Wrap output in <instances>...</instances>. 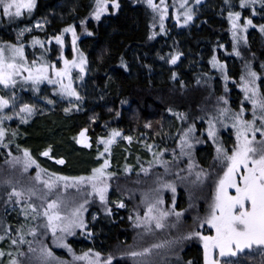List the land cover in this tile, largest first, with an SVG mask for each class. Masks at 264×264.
<instances>
[{"label":"trees","instance_id":"obj_1","mask_svg":"<svg viewBox=\"0 0 264 264\" xmlns=\"http://www.w3.org/2000/svg\"><path fill=\"white\" fill-rule=\"evenodd\" d=\"M64 1L37 0V6L31 14L25 11L22 16L16 18H9L0 14V43L2 41L10 43L13 39L9 37L12 30L23 23H31L35 18H40L55 9L54 11L59 13L61 17L51 19V25L48 26L46 32L36 35L40 40L46 42L56 35H61L64 28L75 25L78 36L77 47L88 58L89 72L86 81L83 86L78 87V92L82 98L76 103L79 107L68 112L62 108L52 114L51 117L39 121L29 118L38 127L37 129L30 128L33 133L39 130L35 135L36 140H32L30 152L37 155L45 148L41 145L39 147L40 139L44 136L43 131H55L61 134L66 142L69 140L68 144L71 147L68 150L71 153H67L68 159L72 155H78L82 160L85 156L86 158L84 157L82 162L87 159L91 160V157L88 153L80 152L74 148V139L72 138L85 128L88 129L87 135L91 140H98L100 136H109L113 129L121 132L124 138L133 134L136 136L131 146L117 148L114 153V167L111 172L108 171L114 175L112 174L107 181L109 188L106 194L107 203H104L103 206L104 210L101 213L89 211L85 219L87 220L85 234L79 231L70 238L68 243L71 244L73 252L77 256L89 251L99 252L102 260L111 255L113 257L112 264H137L123 261L120 254H116L113 250L116 246V249L121 248L126 251L128 247L132 246L134 229L139 227L137 226L139 214H136L132 207L129 189L127 190L125 185L121 187L120 184L111 187L112 181L118 183H123L128 179L134 181L140 170L134 171L133 174L128 171L131 177L125 175L124 172L128 168L130 155L135 156L137 160L135 167L139 169L142 164L146 163L143 158L147 155L152 138L157 136L160 137L162 150L166 151L172 148L171 151L174 152L172 155L178 163L182 159L185 160L186 166L181 168L183 171L189 170L191 164L192 169L193 167H200L206 175L210 174L209 171L211 170L215 172L216 153L213 146L207 144L208 120L218 116L216 94H220L221 88L228 86L226 82L221 83L223 78L220 72L218 73L220 75L214 72L213 75H209L204 71V68L207 66L210 69L213 57H217L220 62L221 57L224 56L228 62L231 55L237 64L242 65L245 62L247 67L248 65L252 67L256 62L254 54L258 53L260 45V47L264 46V33L259 31V25L264 24V12H261L260 8L257 7L259 18L254 22L257 31L251 33L250 45L241 48L242 45L237 44L236 50L240 52V56L235 57L234 49L229 48L228 52L230 53L226 52L220 57L221 45L233 42L229 35L231 25L228 23V12L242 11L238 0H229L231 7L225 0H208L207 6L198 12L201 23L181 30L176 27L170 29L171 27L166 26L167 22H165L164 31L157 27V22L160 20L154 18V12L135 0H118L119 10L113 13L110 8L111 11L100 21L92 19L95 0H68L69 5L63 7ZM68 10L69 13L66 14L65 12ZM81 21L86 23L82 24ZM88 32H91L92 35H88ZM153 32L156 33L154 37L152 36ZM63 34L64 40L68 41L70 45L71 33ZM56 45V43H52L50 46L56 47ZM51 47L45 46L44 49L39 47L45 59L50 57L49 50ZM28 50H30L31 55L35 53L34 48ZM177 52L184 56V60L179 65L178 63L177 65L171 64L169 57ZM161 57L164 58L161 59ZM260 61L261 65L264 66V52ZM29 62H31L30 59ZM263 71L264 69L262 71L257 70V73L262 74ZM174 76L175 78H173ZM201 92L206 98H203L204 100L196 99L195 94H201ZM47 93L50 96L48 88ZM31 95L33 96V94ZM226 96L223 98H227ZM176 113L182 114L185 119H179L175 115ZM17 122L19 120L16 119L10 123L11 128L6 130L5 140L15 149L16 155H19L17 148L21 144L16 141V137L20 138L21 134L23 137L28 136L30 129L22 127L23 131L20 128L16 131L13 130L18 124ZM146 125L151 126L147 127ZM170 125L173 126V130L170 129L169 132ZM193 125L195 132L190 134L189 138L192 147L190 149L185 148V154L182 155L180 138L184 131ZM218 126L219 123L217 128ZM41 128L44 130L41 131ZM13 132L16 133L15 136L12 135ZM173 136L174 140L171 143L173 146H166L165 141ZM66 142L65 144H67ZM53 144L52 142L48 145L54 147ZM115 149L113 150L115 151ZM113 150L109 155L110 159ZM118 150L124 152L120 153ZM2 155L0 151V161L3 159ZM115 155L119 156V162L116 161ZM69 163L72 164L73 161L71 162L69 159ZM76 165L79 169H84L79 166L80 162ZM32 169L27 177L29 180H34L38 173L37 170ZM40 177L41 181L49 179V175L42 174V172ZM41 181L39 183H42ZM11 192V188L0 192V220H4L3 224L5 222L12 225L16 221L15 223L18 225L20 216L18 217L16 214H13L10 220L5 219L10 209L9 206L13 204V206L17 205L18 208H26V204L28 205L30 201L24 202L25 198L21 197L18 202V198L15 196L9 199ZM170 192L172 191L170 190ZM181 195V200L184 199V204L187 206V201L191 196L183 189ZM165 198L169 200L170 196ZM120 203L124 204V208L118 206ZM107 209H111V212L109 213ZM93 213L96 214V221L94 220L95 222L91 224ZM141 213L144 215L146 212L142 211ZM183 214L187 215L184 212ZM185 224L190 225L191 223L187 221ZM36 227L40 226L32 225V228ZM152 228L154 227H151V231H155ZM198 231L205 232V235L212 233L211 229L203 231L200 228ZM1 232L3 233L4 230ZM191 240L195 242L181 249L182 251L173 249L169 254L173 256L172 258L175 256L176 261L165 264H188L189 261L192 264H203V248L197 239ZM44 241V245L50 248L54 254H60L57 255L59 260L66 261L67 264L74 261L72 253L67 256L59 250L54 251L46 240ZM250 253L248 250L243 251L235 259L241 264L244 260L252 262L255 256L248 257ZM135 259L133 257L130 260ZM260 260L264 264V253ZM74 262L85 264L83 261ZM33 264H41V261H35Z\"/></svg>","mask_w":264,"mask_h":264},{"label":"snow or ice","instance_id":"obj_2","mask_svg":"<svg viewBox=\"0 0 264 264\" xmlns=\"http://www.w3.org/2000/svg\"><path fill=\"white\" fill-rule=\"evenodd\" d=\"M226 3L231 4L229 0ZM146 3L153 12L159 14L160 30L164 31L163 22L168 15V5L166 0H160L159 4L155 0H146ZM188 0H180V8H184L183 12V25H187L193 20V10L187 7ZM199 4L200 0H196ZM241 9H250L251 14H257V5L261 12H264V0H238ZM119 10L120 4L118 0H95V7L92 16L96 21H100L101 17L108 12L109 5ZM37 6V0H0V14L9 18H16L22 16L26 11L31 14ZM242 13L240 11H229L228 20L231 24V34L233 40V49L235 55L240 56V52L236 50V45L243 40L247 43V36L242 35L248 32L250 27L255 28L251 18H247L241 23ZM176 21H181V15H176ZM81 23H86L81 21ZM35 27L40 28L41 25L37 23ZM30 28H24L17 36L19 40L25 33L30 32ZM259 31L264 33V24L259 25ZM63 33H71L72 35V51L75 53L73 59H67L62 54L60 59L63 61V67L58 68L55 64L50 63L43 56L39 60H32L29 62L25 53V45L23 43H6L0 45V85L5 89H15L18 79H22L24 83L31 84L34 91L39 92L40 85L47 83L50 85L59 86V94L69 98H75L77 101L81 100L79 93L73 86V70L78 69L79 79L83 80L86 73L88 64L87 57L77 47V32L75 25H70L63 29ZM63 33L56 35L52 39L55 40L61 49L64 46ZM92 35L91 32L87 33ZM156 35L153 32L152 36ZM151 38V37H150ZM48 44L52 40L47 41ZM32 45H39L40 48H45V41L38 38L32 39ZM221 47H223L221 45ZM182 54L177 52L175 55L169 57L171 64H176ZM164 57H161L163 59ZM212 66L218 68L221 72H226V64L220 63L216 57L212 58ZM264 67V66H262ZM175 78V76L173 77ZM224 79L227 80L228 76L225 75ZM241 88L244 93V99L251 103V119H246V111L243 106L239 111H231L229 108H220L217 117L208 120L207 137L215 145V159L219 162L222 175H219L215 181L214 191L211 196V202L208 205L206 215L199 221L197 227L204 228L207 226L209 229L214 230V234L205 235L201 231L190 232L185 239L196 238L203 244V259L204 264H222L221 258L233 257L245 249H252L253 247L264 249V91L261 89L262 77L259 73L248 65L245 75L240 77ZM224 104L228 101L221 97ZM15 101V93L12 96L5 98L0 95V112L9 108L12 102ZM48 103H52L51 100ZM71 111V109H65ZM171 111V110H169ZM34 107L30 104H23L19 109L17 115L20 116L22 122L26 121V116L32 115ZM179 119L185 117L176 113ZM11 116H0V145H4L6 136V129L3 127L5 120H11ZM231 120V127L235 130V142L229 149L225 147L223 141L218 135L219 129L217 124L224 127V120ZM259 121V124L257 123ZM150 127L151 125H146ZM88 129L85 128L79 132L78 137H75L76 143L91 148L90 138L87 135ZM195 132V126H190L180 138L181 154H185V148L190 149L192 144L190 142V134ZM15 132L12 133L15 136ZM259 134V139L257 135ZM121 132L113 129L107 139L100 138L98 144L104 145L103 152L98 154V159L104 157L105 154H110V146L115 142V139L121 136ZM131 141V137H125ZM52 149L49 147L41 153L43 156H49ZM160 155H163L161 153ZM13 165L22 164L24 172H27L30 167L35 165L40 168V165L32 157L28 149L23 150L22 157H13L10 162ZM59 164H64L65 161L60 159L57 161ZM110 167L109 159H104L103 163L92 169L89 176L67 177L57 176L50 174L48 180L41 181L40 173L38 172L35 179L41 181L47 191L43 194L41 199L44 200L46 206H42V211L38 210L34 204L29 203L28 209L34 214L33 219L42 216L45 220L43 227L51 232L53 243L59 247L66 248L69 253H72L74 261H83L85 264H112L113 257L109 255L106 259H101L99 252H84L82 255H75L72 248L64 240L67 235H74L75 229H85L87 227L84 219V212L86 211L84 204L79 206H72L65 201L60 195L55 199L48 200V197L53 193L61 182L65 191L69 186L79 187L80 185H90L92 192L99 195V199L103 203H107L108 180L111 178L112 173L107 172ZM191 168L192 165L190 164ZM41 171H44L41 169ZM145 172L148 169H144ZM206 176L205 173H197L198 179ZM165 187L170 188L173 193L176 192L174 185L168 184ZM33 189L27 192V198L35 195ZM12 196L18 198L24 197V191H18L15 188L9 194V199ZM164 201L157 199L155 203L150 204L143 219L137 216L138 225L145 226L149 230L153 223L156 228L162 229L165 227L164 221L170 215H174L178 220L183 215L182 212L165 211L157 205H162ZM119 207L123 208L124 204L120 203ZM175 202H173V209ZM110 213L111 209H107ZM27 215V213H26ZM11 229H7L10 231ZM21 231L22 229H19ZM61 235L57 236V233ZM29 234L36 236V229H29ZM4 237L0 236V240ZM24 242L23 234L19 237V243ZM13 245L18 243V240L11 241ZM163 245L155 244L152 247L160 248ZM29 251L35 252L36 249L32 248L29 243ZM40 259L42 264H67L66 261H61L54 256L52 250L46 246L39 249ZM152 248H145L143 251H132L129 253L131 257H143L151 254ZM4 253L0 251V256ZM11 255V253H9ZM11 264H17L16 260H12ZM188 264H192L191 261ZM223 264H232L230 260H223Z\"/></svg>","mask_w":264,"mask_h":264},{"label":"rangeland","instance_id":"obj_3","mask_svg":"<svg viewBox=\"0 0 264 264\" xmlns=\"http://www.w3.org/2000/svg\"><path fill=\"white\" fill-rule=\"evenodd\" d=\"M135 1L137 3L140 2L141 5L147 7V9H149L152 12V9L149 8L146 3V0H135ZM201 1L203 0H200V3ZM155 2L159 4L160 0H155ZM166 3L167 5L169 4L168 15L170 13H172V15H170L168 18H165L163 25L165 24V22H167L166 20L170 18H172L171 21L169 22L171 29L176 27L181 30L182 29L186 30L185 28L190 27V24L191 25L192 23L195 24L196 19L194 18V15L198 16L197 15L198 13L196 14V11L200 6L199 5L200 3L197 4L196 0H188L187 7H190L193 10V20L187 24V27H185L186 25H183V12L185 11V9L179 7L180 0H166ZM62 5L63 7H66V5L68 6L69 5L68 0H65ZM110 8L113 10L112 11L113 13L116 12V9H114L110 4L108 12H106L102 17H104L109 13V11H111ZM54 10L53 11L51 10L50 13L45 14L40 18H35V20L31 23H23L19 25L18 28L12 30V32L9 35L11 39L13 38L12 42L10 43H23L25 45V53L28 57V60L30 59V61L34 59L39 60V58L43 55L42 51H40L39 45L36 46L32 45V39L33 38L39 39V37L36 34H43L46 32L48 26L51 25V19H53L54 17L57 18L58 16L61 17V15H59V13L55 12ZM201 10H203V8H200L199 11ZM65 13L66 14L69 13V10L66 11ZM178 13L181 15V21L179 23H177L176 21V15ZM153 15L154 18L160 20L158 13L154 12ZM92 19L95 20L93 16ZM37 23L41 25L40 28L35 27ZM157 24H158L157 27L160 28V21L157 22ZM166 24H168V22ZM24 28H30L31 31L25 33V35L18 40L17 36ZM50 40H52V43H55V40L53 39ZM47 41H49V39ZM47 41L45 42V46H47V48L51 47L50 45L52 43L48 44ZM3 44L6 43L2 41L0 45ZM31 48L35 49V53L33 55H31L30 50H28ZM49 51H50V57H48V59L46 60H48L52 64H55L58 68L63 67V61L60 59L61 54L65 58L70 60L73 59L75 56V53H73L72 51V43L69 45L68 41L66 40H64L63 49H61L60 45H56V47L55 46L51 47ZM88 64L86 67V73L83 76V80H80L78 78L79 77L78 69L73 70L72 73L73 81H74L73 86L76 88L77 92H78V87L83 86L86 81V77L89 72ZM47 88L49 89L50 96L47 93ZM238 88L242 90L241 81H239ZM13 92L15 93V101L12 102V105L9 108L0 112V116L12 117L11 120H5L3 123V127L6 130L11 128L10 123L16 119L19 120V122H17L18 124L13 129L15 131L18 128H20V130L23 131L24 129H22V127L26 129H30L34 127L35 129H37L38 127L35 124H33L32 121L29 120V118L35 121L37 120L39 121L40 119L51 117L52 114H55L56 111H59L62 108L73 110L74 108L76 109L79 107L78 104H76L79 101H77L74 97L69 98L66 96H61L59 94L58 85L54 86L47 84L46 82L40 85L39 92L34 91L32 85L28 83H24L22 79H18V83L15 89H5L2 85H0V95L5 96V98L11 97ZM29 93L33 94V96ZM78 93L80 95V92ZM202 93L203 92H201V94H195L194 97L199 100H204L203 98H206V96ZM49 100H51L52 103H48ZM25 103L32 105L34 107V112L32 115L26 116L27 122H22L20 116L17 115V113H19L20 107H22L23 104ZM239 106L241 108L242 104H239ZM244 109L247 112V109L246 108ZM172 127L173 126L169 127V129H171ZM42 129L43 128H41L40 130L43 131L44 129L43 130ZM38 131H35V133H33V130L30 129L28 136L23 137V135L21 134L22 137L21 136L20 138L16 137V141H18V143L21 144V146L17 148V150L20 153L19 155L18 154L16 155L15 149L12 147L11 144H8L7 140L4 139L3 142V144L7 145V147L0 145V151L3 154L2 155L3 159L0 161V189H1L0 192L7 188H11V189L15 188L18 191L22 190L25 192L24 202L30 201V203L34 204L37 207V209L40 211H42V206H46L44 200L41 199V197L47 191V189L44 187L43 183H39L40 181H37L36 179L29 180L27 178L32 168L37 170V172H39L40 174L42 172V174H47V175L56 174L57 176H67V177L89 176L92 173V169L99 167L103 163L104 159H109L110 167L107 169V172L108 171L111 172L114 167L113 157L117 148L121 149L122 146H129V145L131 146L135 140L134 137H136L134 136V134L132 136L131 135L125 136V137H131V141L124 138L123 135L122 137L120 136L117 137L115 139V142L110 146V154L112 153V150L116 148L115 151L113 150V155L111 159L109 157L110 154L107 153L105 154L104 157L98 159L97 158L98 154L100 152H103L104 150V145L98 144V140L100 138L107 139L109 136H100L98 140L90 139V143L92 144V147L87 148L76 143V140L74 138L78 137L79 134L75 135L72 138L74 139L73 140L74 148H76L80 152L86 154L88 153L91 157V160L87 159L86 161L82 162L85 156L81 160V158L78 155H72L73 160L71 156L69 158L71 162L73 161V163L71 164L69 163V159L67 156L68 152L71 153V151L68 150L69 147H71V145L68 144L69 140L66 142L65 141L66 139L62 138V135L56 133L55 131L52 130L49 132L43 131L44 136L42 139H40L39 147L41 145L45 148H43V150H41L40 153L37 155L30 152L32 157L40 165V168H36L35 165H33L28 169L27 172H24L22 164L18 163L12 165V163L10 162L12 161L13 157H22L24 149H28L30 151V146L32 145V142L36 140L35 135H37L36 132ZM258 138H260L259 134H258ZM52 142L54 143L53 144L54 147L48 145V144H52ZM65 142L67 144H65ZM46 144L47 146H45ZM49 147H51L52 149L50 155L47 157L41 155V153L47 150ZM118 151H120V153L124 152L123 150H118ZM115 157H116V161L119 162V156L115 155ZM60 159H63L65 163L64 164L57 163V161ZM128 160H129L128 168L125 169L126 171H124L125 175L129 176L130 171L132 173H135L140 170L135 176L136 179L134 181L128 179L126 181H123V183L112 181L111 187L120 184L121 187H124L125 185L126 189L127 190L129 189V195L131 196L130 202L132 203V207L133 209H135L136 214L138 213L139 214L138 216L141 219H143L144 215L146 214L145 213L143 215V213L141 212L142 211L147 212L148 206L150 204L155 203L157 199H162L164 201L162 205H157V207L165 211L174 210L176 212H182V213L184 212L187 213V215L183 214L179 218V220L174 215L173 218L172 215H170L164 221L165 227L162 229L155 228V225L153 223L152 227L154 228L152 229H155V231H151V229L149 230L147 227L141 225L137 229H134L135 230L133 232L134 243L132 244L131 247H128L125 251L121 248L116 249L115 246L113 250L114 252H116V254H120L122 260L123 261L126 260L125 262L130 261V263L135 262L137 264L173 263L176 261L175 256L174 258H172L173 256L169 254L170 252L173 251V249H178L180 251L181 249L189 246V244L195 242L194 240L191 239L190 240L185 239V237L190 232L197 231L198 229H200L197 227V225L208 211V205L211 202V196L214 191L215 181L218 178V171L214 172L213 170H211L209 171L210 174H207L206 176H202L198 179L197 173L203 172L202 168L193 167V169L189 168V170L183 171L181 168H184V166L186 165L184 162L185 160L182 159L180 163L176 164V166L171 165L167 169L162 159H160L158 156L156 157V153L154 151H149V150L147 152L146 157L143 158L145 162H148L147 163L148 166H146V169H148L147 172H145L144 169L141 168V166L139 169L135 167V163L137 162L135 156L130 155V158ZM78 162H80L79 166L84 168L83 170L79 169V167L76 165ZM41 169H43L44 171H41ZM196 170L198 171L196 172ZM112 174L114 175V173ZM168 184L175 186L176 188L175 193L170 192L171 189L165 187V185ZM29 189H33L36 193L31 197V200L27 198V192ZM182 189L186 190L188 195L191 196L190 199L187 201V206L184 204V199L182 200L179 199L182 193ZM179 191L181 192L179 193ZM57 195H60L65 201H67L72 206H79L80 204H84V207L86 209V211L84 212V219H86V215L89 211L101 213V211L104 210L103 207L104 203L100 201L98 194L92 192L90 185H80L78 188L69 186L68 189L65 191V189L63 188V182H61L59 186L53 190V193L48 197V200L50 201L51 199H55ZM166 196H170L169 200H167L168 198H165ZM173 202H175L174 209H173ZM177 206H179V210L177 209ZM9 208L10 209L8 210L5 219L7 218V220H10V218L13 217L12 215L16 214L18 215V217L20 216V220L18 221V225H16L15 223L16 221L13 222L14 224L12 225V224H6L5 222L3 224L4 220L3 219L0 220V236L4 237L3 240H0V251L4 253L3 256H0V264H11V261L13 259L17 261V264H33V262L35 261H41L39 249L42 246H45L44 240H46V242L54 249V251L59 250L67 256L70 255V253L67 251L66 248L59 247L57 246V244L53 243V237L51 235V232L43 227L45 220L42 216H38L36 219H33L34 214L31 212L30 209H28V207L18 208L17 205L13 206V204H11ZM92 216L93 217L91 219L92 220L91 224L92 222L96 221V214L93 213ZM187 221L191 223L190 224L191 226L185 224V222ZM85 223L87 225V220H85ZM33 224L34 225L37 224L38 226H40L35 228L37 233L35 237L29 234V229H32ZM9 228L11 230L7 231V229ZM19 229H22V233L21 231H18ZM202 229L203 231L209 230L207 226H205ZM2 230H4L3 233L1 232ZM79 231H82L85 234L84 232L85 229H75V234H77ZM202 233L205 234V232ZM21 234H23L24 236L23 243H19V237ZM211 234H214V230H212ZM59 235L61 234L58 232L57 236ZM72 237L73 235L65 236L64 237L65 242L69 244L68 241ZM13 239L18 240V243L16 245H13L11 243ZM29 243H31L32 248L36 249L35 252L29 251ZM199 243L203 248L202 242L199 241ZM155 244H161L163 246L160 248L152 247ZM69 245L73 250L71 244ZM145 248H152L151 254L143 257H135L136 259L133 261L130 260L131 258H133L129 255L130 252L132 251L140 252L143 251ZM247 250L251 252L248 257L250 256H255V257L252 262H247L244 260L242 264H262V260L260 259L261 257H263L264 249L253 247L252 249H245L244 251ZM9 253H11V255H9ZM240 253H243V251ZM240 253H238L236 256L233 257L221 258L222 264H223V260H230L232 261V264H241L237 259H235L237 258L238 255H240ZM57 255L60 254L58 253L54 254L55 257H57ZM69 264H78V263L71 261ZM203 264H204V259H203Z\"/></svg>","mask_w":264,"mask_h":264},{"label":"flooded vegetation","instance_id":"obj_4","mask_svg":"<svg viewBox=\"0 0 264 264\" xmlns=\"http://www.w3.org/2000/svg\"><path fill=\"white\" fill-rule=\"evenodd\" d=\"M207 2H208V0L201 1V3L199 4L200 6L198 7V9L196 11V14L200 10V8L204 9L207 6L206 5ZM257 7H259V5H257ZM241 13H242L241 23H243L247 18H251L253 20V23H254L255 20H257L259 18L258 14L253 16L251 14L250 9H242ZM170 15H172V13L167 15L166 18H168ZM195 16L196 15H194V18L196 19V20L194 19L195 20V24L192 23V25L190 24V26H194V25H196L198 23H201L200 22V18L198 16H196V17ZM171 19L172 18L167 20L168 24H166V26L171 27L170 24H169ZM228 23L230 24V22H228ZM185 27H187V25ZM253 31H257V28L256 27L255 28L250 27L246 34L242 33V35H246L247 36V43H245L243 40H241L240 41V44L242 45L241 48L243 46H246V45L248 46V44L250 45V38L249 37H250V35H251V33ZM229 35L232 38L231 27H230V34ZM222 46L223 47H221L222 48V50H221L222 52H221L220 57L223 56V54L226 53V52L230 53L228 51H229V48L230 49L233 48V42H231V43H223ZM260 46L258 47V49H259L258 53L254 54V59H255L256 62L252 66V69L255 70L256 72H257V70L258 71L259 70L262 71V69H264V67H262L263 65H261V61H260V60H262V55H263V52H264L263 51L264 46H262V47H260ZM236 56L237 55H235V57ZM229 57H230V60H228V62H226L224 56L221 57V60H220L221 63L226 64V66H227L226 67V72H221L218 68H214L213 66H210V69L207 66L204 68V71L207 72V74H209V75H211V74L213 75V72L215 74H218L220 72L222 74V78H223V81L221 79L222 82L221 81L220 82L221 83L226 82L227 86L229 87V89H228V87L227 88H225V87L221 88L220 94H216V98H217V101H218L217 104H216V107L218 109V115H219V109L222 107V105H224V107H222V108L227 107L231 111H239V109H240L239 104H242V106L247 109L245 118L246 119H251V103L244 99L243 91L238 88L239 81H241L240 77L242 75H245L246 72H247V65H246L245 62L242 65L237 64L236 60L233 58V55H231ZM183 60H184V56L181 55L179 61H177L178 65H179V63L181 64ZM177 63L174 64V65H177ZM186 69L188 70L187 67H186ZM218 75H220V74H218ZM225 75L228 76L227 80L224 79ZM260 75L262 77V81H264V71ZM214 76H216V75H214ZM217 78H218V76H217ZM217 81H219V80L217 79ZM258 83H261V89H262V91H264V82H258ZM221 86H223V85H221ZM222 95L223 96L227 95L226 96L227 98H225V99L223 98L224 100L228 101L227 104H224L223 101L221 100V97H223ZM257 123L259 124V121ZM224 124H226L228 126L224 127L221 124H219V126H218V129H219L218 135L220 136L221 140L223 141L225 147L230 149L232 147V145L234 144V142H235V130L231 127V120L225 119L224 120ZM170 127H171V125H170ZM169 132H170V129H169ZM168 139H169L168 141H165V145L168 146V147L169 146H173L171 143H172V140H174V136L170 137ZM257 139H259L258 135H257ZM207 142H208L207 144L211 145V147L213 146L214 151H215V145H213L212 141L208 137H207ZM148 147H149L148 148L149 151H154L156 153V157L158 156L160 159H162V161L164 162V165L167 167V169L171 165L176 166V164L178 163V161L174 158V155H172V153H174L173 151H171L172 148L169 149L170 151L168 149L166 151L162 150L163 147L161 146L160 137L159 136L152 138V140H151V142H150ZM161 153H163V155H160ZM147 163L148 162L142 164L141 168L146 169V166H148ZM150 165H152V164H150ZM155 165H156V163H155ZM214 168H215V172L218 171V176L221 175V172H222L221 171V167H220L219 162L217 160H215ZM180 192L181 191H179V193ZM179 199H181V195H180ZM178 207L179 206H177V209H178Z\"/></svg>","mask_w":264,"mask_h":264}]
</instances>
